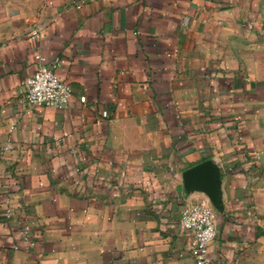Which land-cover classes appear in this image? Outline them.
<instances>
[{"label": "crops", "instance_id": "obj_1", "mask_svg": "<svg viewBox=\"0 0 264 264\" xmlns=\"http://www.w3.org/2000/svg\"><path fill=\"white\" fill-rule=\"evenodd\" d=\"M36 54L65 106L25 100ZM206 159L209 260L264 264V0H0V264H195Z\"/></svg>", "mask_w": 264, "mask_h": 264}, {"label": "built area", "instance_id": "obj_2", "mask_svg": "<svg viewBox=\"0 0 264 264\" xmlns=\"http://www.w3.org/2000/svg\"><path fill=\"white\" fill-rule=\"evenodd\" d=\"M79 7V4H77ZM32 36H37L38 31L33 30ZM36 68L33 74L23 82L24 97L29 104L49 107H63L71 94V85L62 80L54 72L57 61L50 62L46 56L35 55ZM84 101V97H81ZM106 116V112H103ZM7 150L8 147H4ZM11 213L8 212L7 216ZM217 211L204 200L186 206L180 215V224L184 230L191 233L189 252L195 264H215L209 260L208 247L216 234ZM31 233V226L25 223L21 228V235L27 239Z\"/></svg>", "mask_w": 264, "mask_h": 264}, {"label": "water", "instance_id": "obj_3", "mask_svg": "<svg viewBox=\"0 0 264 264\" xmlns=\"http://www.w3.org/2000/svg\"><path fill=\"white\" fill-rule=\"evenodd\" d=\"M181 179L187 193L200 192L216 211L223 210L221 168L212 159L186 168L181 174Z\"/></svg>", "mask_w": 264, "mask_h": 264}]
</instances>
